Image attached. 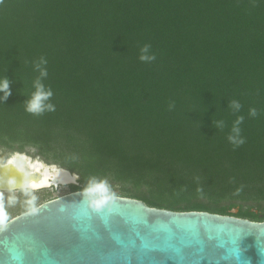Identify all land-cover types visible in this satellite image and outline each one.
I'll return each mask as SVG.
<instances>
[{
	"label": "trees",
	"instance_id": "trees-1",
	"mask_svg": "<svg viewBox=\"0 0 264 264\" xmlns=\"http://www.w3.org/2000/svg\"><path fill=\"white\" fill-rule=\"evenodd\" d=\"M5 79L0 147L79 173L71 191L112 175L150 206L264 220V0H0ZM31 191L0 193V227L49 200Z\"/></svg>",
	"mask_w": 264,
	"mask_h": 264
},
{
	"label": "water",
	"instance_id": "water-1",
	"mask_svg": "<svg viewBox=\"0 0 264 264\" xmlns=\"http://www.w3.org/2000/svg\"><path fill=\"white\" fill-rule=\"evenodd\" d=\"M14 170L0 158V191L37 189ZM0 264H264V220L78 190L0 227Z\"/></svg>",
	"mask_w": 264,
	"mask_h": 264
},
{
	"label": "rangeland",
	"instance_id": "rangeland-1",
	"mask_svg": "<svg viewBox=\"0 0 264 264\" xmlns=\"http://www.w3.org/2000/svg\"><path fill=\"white\" fill-rule=\"evenodd\" d=\"M38 148L35 146H28L24 152L20 151H9L6 148L0 147V158L3 162L8 160L14 155L22 154L26 159L27 163H31V161H40L44 163L47 167L51 168V170L54 169V167L62 168L65 170H69L65 167H62L60 164L55 163L53 161L46 160L42 155L39 154ZM72 172V171H71ZM75 176V179L67 182V183H55L54 185L32 189V191L28 194L30 197H35L37 201L42 200L43 197H46V199H54L57 197H60L64 194L70 193L71 191V184H82V177L77 172H72ZM88 183L91 184L90 188H93L100 192V195H107V194H113V195H119L123 196L126 191H136L135 184L132 180L129 181H120L112 177V175H109L105 178L101 177L98 179H90ZM17 190H14V192ZM141 192L147 191V186H142L140 188ZM90 192V191H87ZM1 194L6 193V191H0ZM204 201H207V198H203ZM47 201V200H46ZM209 203V202H208ZM224 204L228 203L227 201L223 202ZM252 203V202H249ZM30 204V202H29ZM256 210V208H255ZM259 210V209H258ZM233 211L237 212L238 208L233 209Z\"/></svg>",
	"mask_w": 264,
	"mask_h": 264
},
{
	"label": "bare ground",
	"instance_id": "bare-ground-1",
	"mask_svg": "<svg viewBox=\"0 0 264 264\" xmlns=\"http://www.w3.org/2000/svg\"><path fill=\"white\" fill-rule=\"evenodd\" d=\"M22 154L14 155L10 158V167H14V174L18 172L28 173L24 177L22 184L30 185L34 188L49 186L51 183H67L75 179L73 173H69L62 168L54 167L53 170L40 161L27 163ZM20 174V173H18Z\"/></svg>",
	"mask_w": 264,
	"mask_h": 264
},
{
	"label": "clouds",
	"instance_id": "clouds-1",
	"mask_svg": "<svg viewBox=\"0 0 264 264\" xmlns=\"http://www.w3.org/2000/svg\"><path fill=\"white\" fill-rule=\"evenodd\" d=\"M149 49H150L149 45H145L141 49V55L139 58L142 62H151V61L155 60V58H156L155 55H149ZM37 67L39 68V65H37ZM41 76L42 77L47 76V71L42 69L41 70ZM35 86L37 88V92L34 94L32 100L28 101V103H27V109L26 110L29 112L41 111L42 110L41 100L47 99L52 95L51 91L44 93L43 85L41 83H39V81L36 82ZM0 92H3L5 94V97L10 95L9 81L7 79L0 81ZM49 107H51V106H49ZM235 107L239 108L240 105L238 103H236ZM252 114L255 115L254 109L252 110ZM236 131H239V130L236 129ZM230 139H232V138L230 137ZM239 143H243V140L239 141Z\"/></svg>",
	"mask_w": 264,
	"mask_h": 264
}]
</instances>
